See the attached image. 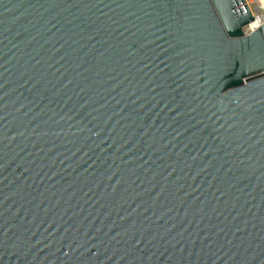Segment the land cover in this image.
Returning <instances> with one entry per match:
<instances>
[{"label": "water", "instance_id": "1", "mask_svg": "<svg viewBox=\"0 0 264 264\" xmlns=\"http://www.w3.org/2000/svg\"><path fill=\"white\" fill-rule=\"evenodd\" d=\"M246 0H0V264H264V24Z\"/></svg>", "mask_w": 264, "mask_h": 264}, {"label": "built area", "instance_id": "2", "mask_svg": "<svg viewBox=\"0 0 264 264\" xmlns=\"http://www.w3.org/2000/svg\"><path fill=\"white\" fill-rule=\"evenodd\" d=\"M246 2L254 15V20L244 28L245 33L250 34L264 24V0H246Z\"/></svg>", "mask_w": 264, "mask_h": 264}]
</instances>
